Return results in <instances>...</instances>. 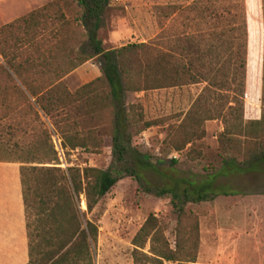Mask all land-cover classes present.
Here are the masks:
<instances>
[{"label":"trees","instance_id":"trees-1","mask_svg":"<svg viewBox=\"0 0 264 264\" xmlns=\"http://www.w3.org/2000/svg\"><path fill=\"white\" fill-rule=\"evenodd\" d=\"M147 1L163 3L154 8L159 33L147 43L104 47L99 32L109 26L113 0H68L82 14L79 24L64 16L51 29L47 6L0 28V163L19 167L27 264H95L98 227L78 203L84 196L87 213H93L118 178L110 169H62L52 142L54 133L67 155L100 151L97 128L79 130L74 120L83 108L90 117L97 109L110 111L112 148L120 161L131 153L133 139L158 123L146 120L141 103H127L129 94L204 84L166 137L169 149L185 152L191 162L204 156L206 123H223L220 163L205 170L208 179L199 186L190 182L193 190L144 186L146 193L171 198L176 240L172 248L167 226L149 215L132 240L134 264H197L199 222L188 204L213 199L215 177L264 168V0L261 109L255 119L247 117L245 104L251 42L246 0ZM94 59L101 76L72 92L64 79Z\"/></svg>","mask_w":264,"mask_h":264},{"label":"rangeland","instance_id":"rangeland-1","mask_svg":"<svg viewBox=\"0 0 264 264\" xmlns=\"http://www.w3.org/2000/svg\"><path fill=\"white\" fill-rule=\"evenodd\" d=\"M67 2L0 0V28L47 6L50 8L44 14L51 19L48 23L51 29L60 27L64 16L79 24L81 12L75 6L69 8ZM246 4L251 42L245 104L247 117L255 119L260 116L263 78L262 1L246 0ZM157 5L163 3L147 0L113 1L109 26L99 32L104 47L112 49L127 43H147L157 36L159 27L154 10ZM94 63H98L97 59L85 64L91 67ZM65 84L72 92L83 86L75 77L67 79ZM203 88L204 84H199L129 94L127 103H141L146 120L158 123L133 139L131 153L122 161L113 153V117L108 110L97 109L96 114L90 117L87 115L88 110L83 108L74 119L79 130L97 128L102 140L98 152L79 149L67 155L62 147V139L52 134V142L59 153V167L110 169L118 178V183L93 213H87L84 196L78 203L85 218L95 222L98 227V241L92 245L95 264H134L132 240L152 214L167 226L166 237L171 247H175L178 220L172 211L171 198H159L146 193L144 186L152 190H193L190 182L199 186L209 177L205 170L210 171L219 166L218 135L223 131L220 120L209 121L205 125L206 137L202 143L204 156L200 161L191 162L185 152H174L166 144L171 125L188 112ZM172 160L177 163L173 164ZM127 170L134 173L129 174ZM0 171H3L1 165ZM138 175H142L141 182L138 181ZM211 188L214 190L213 199L189 203L187 206V210L199 222L197 264H264V168L256 172L215 177ZM16 204L14 195L0 196V211L6 218V238L0 244V264H17L19 261H16L19 255L15 231L19 222ZM184 223L188 227L191 222ZM4 259H7L6 262Z\"/></svg>","mask_w":264,"mask_h":264},{"label":"crops","instance_id":"crops-1","mask_svg":"<svg viewBox=\"0 0 264 264\" xmlns=\"http://www.w3.org/2000/svg\"><path fill=\"white\" fill-rule=\"evenodd\" d=\"M85 64L70 75H68L64 82L70 77H75L81 85H85L90 81H93L101 76V71L98 63L91 64V67ZM92 68V69H90ZM0 171V196L14 195L17 201L16 207L18 209L19 222L15 227L16 236L18 238V249L19 255L16 259L17 264H27L28 262V238L26 230V220H25V208L21 193V181L19 175V167L16 164H2ZM6 218L4 217L3 211H0V244H2L6 238ZM7 227H10L6 224ZM20 256V257H19ZM20 258V259H19ZM7 259H4V261ZM6 262V261H5Z\"/></svg>","mask_w":264,"mask_h":264},{"label":"built area","instance_id":"built-area-1","mask_svg":"<svg viewBox=\"0 0 264 264\" xmlns=\"http://www.w3.org/2000/svg\"><path fill=\"white\" fill-rule=\"evenodd\" d=\"M113 1H119V0H113Z\"/></svg>","mask_w":264,"mask_h":264},{"label":"water","instance_id":"water-1","mask_svg":"<svg viewBox=\"0 0 264 264\" xmlns=\"http://www.w3.org/2000/svg\"><path fill=\"white\" fill-rule=\"evenodd\" d=\"M81 206V205H80Z\"/></svg>","mask_w":264,"mask_h":264}]
</instances>
